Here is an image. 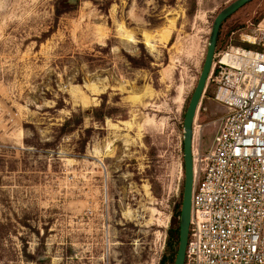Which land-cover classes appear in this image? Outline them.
Segmentation results:
<instances>
[{"label": "rangeland", "instance_id": "obj_1", "mask_svg": "<svg viewBox=\"0 0 264 264\" xmlns=\"http://www.w3.org/2000/svg\"><path fill=\"white\" fill-rule=\"evenodd\" d=\"M53 1L0 0V264H159L185 108L235 0H76L57 20ZM263 19L253 0L222 34ZM204 93L195 155L225 112Z\"/></svg>", "mask_w": 264, "mask_h": 264}, {"label": "built area", "instance_id": "obj_2", "mask_svg": "<svg viewBox=\"0 0 264 264\" xmlns=\"http://www.w3.org/2000/svg\"><path fill=\"white\" fill-rule=\"evenodd\" d=\"M263 24L231 33L213 57L207 82L225 112L210 150L192 148L184 264H264Z\"/></svg>", "mask_w": 264, "mask_h": 264}, {"label": "water", "instance_id": "obj_3", "mask_svg": "<svg viewBox=\"0 0 264 264\" xmlns=\"http://www.w3.org/2000/svg\"><path fill=\"white\" fill-rule=\"evenodd\" d=\"M253 0H235L224 9H222L214 18L208 44L206 47L205 58L202 69L199 74L196 86L190 96L188 105L183 116V133H182V152H183V190L182 201L179 216V242L175 256L174 264H184L185 250L187 245L191 208V193L193 185V166H192V139L193 123L197 113L199 103L205 91V86L211 70L213 57L215 54L217 39L221 25L238 10Z\"/></svg>", "mask_w": 264, "mask_h": 264}, {"label": "trees", "instance_id": "obj_4", "mask_svg": "<svg viewBox=\"0 0 264 264\" xmlns=\"http://www.w3.org/2000/svg\"><path fill=\"white\" fill-rule=\"evenodd\" d=\"M75 2L76 0H54L52 4L54 8L55 20L60 18L62 15L69 13L72 10ZM225 22L221 25V28L219 30L215 52L219 51L221 48H223L227 44L231 33H234L244 28V26L231 28L230 30L226 32V34L223 35L222 30H223V26ZM237 41H238L237 38L234 37L232 44L236 46L247 47L246 45L241 44L239 41L238 42ZM130 61L132 62V64H136L135 60L130 59ZM210 89L211 91L209 92L205 91L204 95L205 96L211 95V98H212L213 89L212 87H210ZM99 113L100 112L98 113L96 112V116L98 117V119L104 118L105 115L99 116L98 115ZM86 114L88 113L87 112L83 114L79 113L77 115H73L71 118L65 121V123L60 128V134L66 135L68 133L73 132L76 127L80 126L82 122V118ZM181 201H182V196H180L178 202L173 207V212H172V215L169 221L168 230L166 232V239H165L166 241H165V247H164L165 250H164L163 257H161L160 259L159 264H174L175 256H176L177 249H178V242H179V216H180V209H181Z\"/></svg>", "mask_w": 264, "mask_h": 264}, {"label": "flooded vegetation", "instance_id": "obj_5", "mask_svg": "<svg viewBox=\"0 0 264 264\" xmlns=\"http://www.w3.org/2000/svg\"><path fill=\"white\" fill-rule=\"evenodd\" d=\"M165 237V236H164ZM163 241H165V239L163 240ZM162 249L164 250V248L162 247Z\"/></svg>", "mask_w": 264, "mask_h": 264}, {"label": "crops", "instance_id": "obj_6", "mask_svg": "<svg viewBox=\"0 0 264 264\" xmlns=\"http://www.w3.org/2000/svg\"><path fill=\"white\" fill-rule=\"evenodd\" d=\"M220 119V118H219Z\"/></svg>", "mask_w": 264, "mask_h": 264}]
</instances>
